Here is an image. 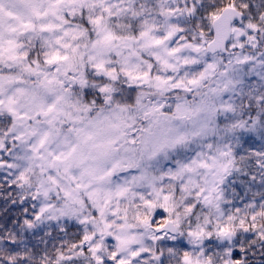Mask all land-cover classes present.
<instances>
[{
  "label": "snow or ice",
  "instance_id": "snow-or-ice-1",
  "mask_svg": "<svg viewBox=\"0 0 264 264\" xmlns=\"http://www.w3.org/2000/svg\"><path fill=\"white\" fill-rule=\"evenodd\" d=\"M0 264H264V0H0Z\"/></svg>",
  "mask_w": 264,
  "mask_h": 264
}]
</instances>
